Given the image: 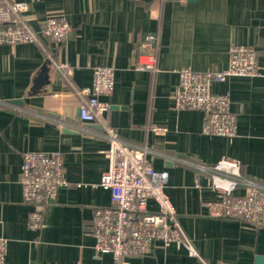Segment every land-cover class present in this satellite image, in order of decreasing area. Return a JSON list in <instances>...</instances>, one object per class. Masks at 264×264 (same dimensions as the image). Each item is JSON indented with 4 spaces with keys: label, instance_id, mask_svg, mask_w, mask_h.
<instances>
[{
    "label": "crops",
    "instance_id": "obj_1",
    "mask_svg": "<svg viewBox=\"0 0 264 264\" xmlns=\"http://www.w3.org/2000/svg\"><path fill=\"white\" fill-rule=\"evenodd\" d=\"M16 1L26 4L24 18L34 30L48 16L71 24L61 44L44 43L57 62L71 68L75 87L91 86L94 67L113 68L114 89L99 96L108 103L104 121L155 169L169 172L165 191L197 256L155 243L149 254L126 258L127 264H255L264 258V217L259 223L210 217L205 203L221 193L193 165L227 155L241 161L243 177L264 185V0ZM148 32L157 34L151 71L135 68L138 42ZM233 44L255 49L260 75L213 84L214 92L228 96L235 116L236 135L227 138L203 132L200 110L175 109L172 92L179 68L221 70ZM65 88L38 45H0L5 264H113L110 253L96 254L92 223L94 208L110 204V193L97 186L108 167L107 141L97 123L78 120L80 98ZM55 150L63 154L68 185L45 208V226L31 229V207L22 200L19 182L22 156ZM148 208L155 204L150 201Z\"/></svg>",
    "mask_w": 264,
    "mask_h": 264
},
{
    "label": "built area",
    "instance_id": "obj_2",
    "mask_svg": "<svg viewBox=\"0 0 264 264\" xmlns=\"http://www.w3.org/2000/svg\"><path fill=\"white\" fill-rule=\"evenodd\" d=\"M26 4L16 0H0V45L34 43L45 59L59 71L65 90L80 98L78 120L82 124L97 123L99 133L107 141L108 167L102 172L97 186L110 193V204L96 206L92 215L94 250L96 254L110 253L113 264H127L129 256L149 254L155 243L164 247L184 248L197 256L195 249L180 226L176 210L165 191L169 172L157 170L143 152L121 138L107 124L104 113L108 103L100 95L114 89V70L97 66L92 71V84L77 88L73 85L71 68L55 60L44 40L61 44L72 30L63 16H48L37 31L24 18ZM157 34L144 33L139 42L135 68L155 69ZM178 81L172 92L174 108L197 109L203 113V132L231 138L237 127L226 94L216 93L214 83L227 82L234 76L256 77L260 68L253 47L233 44L229 47L228 64L221 70L196 71L190 67L177 70ZM158 130L154 128V131ZM208 174L212 190L220 192L216 200L205 203L207 214L213 218H230L259 223L264 217V185L243 177L241 161L227 155L210 164H193ZM19 182L23 202L30 205L28 226H45V208L55 201L61 187L68 185L64 174L61 151H27L23 153ZM244 186V192L237 189ZM155 204L154 209L148 203ZM6 242L0 237V264H5Z\"/></svg>",
    "mask_w": 264,
    "mask_h": 264
},
{
    "label": "water",
    "instance_id": "obj_3",
    "mask_svg": "<svg viewBox=\"0 0 264 264\" xmlns=\"http://www.w3.org/2000/svg\"><path fill=\"white\" fill-rule=\"evenodd\" d=\"M187 1H189V2H195L197 0H187ZM14 102L15 103H20L18 100H15ZM263 261H264V258L263 257H257L255 264H264Z\"/></svg>",
    "mask_w": 264,
    "mask_h": 264
}]
</instances>
